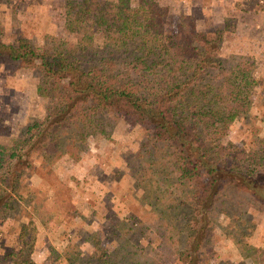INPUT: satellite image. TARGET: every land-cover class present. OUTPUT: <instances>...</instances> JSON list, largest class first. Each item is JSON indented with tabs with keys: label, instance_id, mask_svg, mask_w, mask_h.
<instances>
[{
	"label": "trees",
	"instance_id": "obj_1",
	"mask_svg": "<svg viewBox=\"0 0 264 264\" xmlns=\"http://www.w3.org/2000/svg\"><path fill=\"white\" fill-rule=\"evenodd\" d=\"M65 3L73 11L59 42L36 46L26 36L9 40L0 34V63L39 69L52 100L27 135L0 143V188L7 194L3 204L16 192L20 196L14 172L23 156L73 154L79 145L65 133L69 126L79 135L112 138L122 120L142 130L147 159L133 165L128 177L142 191L138 198L145 201L144 220L157 239L143 246L131 241V226L122 217L130 201L122 208L123 196L117 201L121 217L113 226L117 244L78 251L77 259L84 264H201L212 228L224 221V236L236 249L264 264V245L250 237L255 223L245 220L264 206V117L250 124L252 146L223 141L237 116L250 108L252 67L227 76L225 90L212 91L208 101L187 111L175 101L211 85L209 68L220 64V34L210 35L191 22L190 40L167 53L166 12L155 0ZM180 193L190 202L187 217L175 201ZM230 218L241 233L227 229ZM198 234L200 240L191 248Z\"/></svg>",
	"mask_w": 264,
	"mask_h": 264
},
{
	"label": "rangeland",
	"instance_id": "obj_2",
	"mask_svg": "<svg viewBox=\"0 0 264 264\" xmlns=\"http://www.w3.org/2000/svg\"><path fill=\"white\" fill-rule=\"evenodd\" d=\"M155 1L156 7L166 12L167 53L190 40L191 22L210 35L221 36L220 64L209 68L211 85L200 86L196 94L179 96L175 101L187 111L196 110L199 101H208L212 91L225 90L227 76L237 77L243 67H252L255 80L247 93L250 108L246 115L237 116L223 138L252 146L250 124L264 117L261 0H204L203 5L197 0ZM72 11L65 0H0V34L9 40L26 36L36 46L59 42L66 37L65 19ZM96 31L101 32L100 27ZM0 81V143H10L12 138L29 133L52 100L37 68L11 69L9 63H0ZM119 124L112 138L79 135L71 125L65 133L79 145L73 154L58 151L47 157L21 158L23 164L14 172L20 196L14 193L4 205L7 194L0 188V264H84L77 259L78 251L113 248L117 244L113 226L121 217L117 210L123 196L122 208L130 201V209L122 217L131 226V241L143 246L157 239L144 220L145 201L138 198L142 191L128 177L133 165L147 159L142 130L130 128L122 120ZM175 201L187 217L188 196L180 193ZM245 217L250 224L255 223L251 241L264 244V206ZM233 222L226 219L227 229L241 233ZM221 223L211 230L201 264H253L250 257H257L239 252L232 239L224 236L221 227L225 224ZM181 237L184 247V229ZM199 240L198 234L191 248Z\"/></svg>",
	"mask_w": 264,
	"mask_h": 264
},
{
	"label": "crops",
	"instance_id": "obj_3",
	"mask_svg": "<svg viewBox=\"0 0 264 264\" xmlns=\"http://www.w3.org/2000/svg\"><path fill=\"white\" fill-rule=\"evenodd\" d=\"M203 2H204V0H201V1H200V0H197L196 3H200V5H203ZM193 3H194V2H192V4H193ZM204 4H209V3L206 2V3H204ZM208 13H209V12H208ZM0 87H1V81H0ZM17 110H18V109H17ZM17 110H16V111H17ZM16 111H15V112H16ZM15 112H14V113H15ZM16 115H17V114H16ZM101 183H103V182L101 181ZM101 186H103V184H101ZM103 188H104V187H103ZM114 195L116 196V193H115ZM117 199H118V198H117ZM257 243H258V244H261V245H264V244H262V243H260V242H257ZM242 252H245V251H242ZM244 257H247V258H248V255H246V256H244ZM251 259L253 260V262L251 261ZM250 261H251V263L255 264V263L257 262V258L255 259V258H251V257H250Z\"/></svg>",
	"mask_w": 264,
	"mask_h": 264
}]
</instances>
